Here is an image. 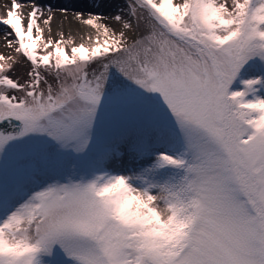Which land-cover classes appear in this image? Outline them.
<instances>
[{"label":"snow or ice","instance_id":"6c2138e0","mask_svg":"<svg viewBox=\"0 0 264 264\" xmlns=\"http://www.w3.org/2000/svg\"><path fill=\"white\" fill-rule=\"evenodd\" d=\"M21 7L0 19L30 64L19 83L0 55V264H264V0H129L118 34L77 11L97 35L70 55ZM114 124L150 166L97 152ZM73 155L70 179L41 165Z\"/></svg>","mask_w":264,"mask_h":264},{"label":"rangeland","instance_id":"374dc122","mask_svg":"<svg viewBox=\"0 0 264 264\" xmlns=\"http://www.w3.org/2000/svg\"><path fill=\"white\" fill-rule=\"evenodd\" d=\"M174 2H179V0H174ZM129 3V0H118V5H120V15L124 17V19L128 18V9L126 5ZM9 3H6L4 5V10L1 12H6L9 9ZM29 7V4L28 6ZM84 13L83 18H88L87 13L88 11H81ZM118 14V13H117ZM24 25L26 27L27 25V18H28V13L27 11H22L20 13ZM115 14H108L107 16L112 19V17ZM113 24L115 27V32H118L121 28V25H119L114 19ZM37 24L39 27L42 29L43 32V40L46 42L48 39H52L53 41L59 40V38L55 35V32L53 30L54 27L45 29L42 21L38 18L37 19ZM77 26L79 30L84 31L87 30L90 26L84 25L81 20H78ZM0 29L3 32L2 40L0 41V55H3L5 57H13L15 60V63L13 64V68L8 71L6 74L10 77L13 78L14 80H17L19 83H23L25 80L28 79L27 77V71L30 68L29 62L26 61L25 58H23L21 55H18L15 52V44L10 48L8 47V40L14 39L13 36H7L6 33L9 31V29L6 26H3ZM83 44L85 46H92L91 42H86ZM75 44L72 43V45H65L66 50L68 51V54H71V47H73ZM78 46V45H77ZM52 49H43V45H39L38 47V54L39 55H45L47 54V51H51ZM9 63H12V61H9ZM129 133L127 132L126 128L119 125V124H114L110 127H108L102 138L100 144L97 146V152L101 151H113L115 145H120V151L117 153V158L115 160V163L113 164V169L116 170H123L125 168L129 170H135L138 171L142 167H148L150 166L151 162L153 161L154 157H150L147 155L143 156H137L135 159H133V156L130 152V150L125 146V140L127 139V136ZM146 142H150L151 145H154L156 147H159V145L156 144L155 137L152 134H148V136L145 137ZM42 166L47 167V171L49 175H54L57 178L63 177L65 180L70 179L72 176H75L79 173H81L85 167L87 166V160H81L78 159L75 155L72 157H66L58 161L55 165H45L44 162H41Z\"/></svg>","mask_w":264,"mask_h":264},{"label":"bare ground","instance_id":"6f19581e","mask_svg":"<svg viewBox=\"0 0 264 264\" xmlns=\"http://www.w3.org/2000/svg\"><path fill=\"white\" fill-rule=\"evenodd\" d=\"M18 3L22 5L19 9V14L22 11H31V6L33 4L41 8V12L38 13V18L42 21L44 28H53L55 35L64 41L71 39L74 46L80 45L88 42L92 43V40L96 37L95 29L89 27L87 30H79L77 23L78 19L75 16L77 11H89L91 10L94 13H98L106 19H103L101 22L106 24L113 32H115V27L113 20L109 18L108 14H120V5H118V0H108V3L104 7H95L92 3V0H17ZM99 0H97V3ZM9 3V9L11 6V0H0V19L5 18L6 12H1L4 10V5ZM29 7H26L28 6ZM49 8L51 11H49ZM61 9H66L62 11ZM51 17V20L46 25L44 21ZM1 28L3 25H0ZM4 31L0 29V41L2 40ZM118 34V32H116Z\"/></svg>","mask_w":264,"mask_h":264}]
</instances>
